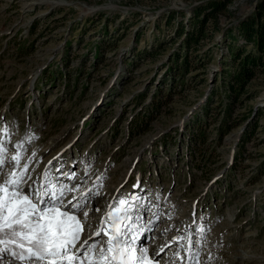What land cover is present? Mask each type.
Listing matches in <instances>:
<instances>
[{
    "label": "rangeland",
    "instance_id": "1",
    "mask_svg": "<svg viewBox=\"0 0 264 264\" xmlns=\"http://www.w3.org/2000/svg\"><path fill=\"white\" fill-rule=\"evenodd\" d=\"M210 1L227 3L189 43ZM261 2L0 0L6 165L20 155L37 189L45 172L77 184L65 203L87 197L88 224L115 193L146 188L138 208L154 226L188 218L203 264H264V73L234 100L227 79L229 47L245 46L237 29Z\"/></svg>",
    "mask_w": 264,
    "mask_h": 264
},
{
    "label": "snow or ice",
    "instance_id": "2",
    "mask_svg": "<svg viewBox=\"0 0 264 264\" xmlns=\"http://www.w3.org/2000/svg\"><path fill=\"white\" fill-rule=\"evenodd\" d=\"M6 151L0 143V253L11 255L20 264H158V252L149 255L147 246H136L137 221L143 218L128 200L119 199L115 208L126 222L116 225L110 210L90 233L93 226L88 224L87 197L81 200L72 196L65 203V198L78 190L77 184L69 187L59 178L53 183L45 172L37 189L35 182L27 184L31 179L27 176L28 164L21 165L20 155H12L6 165ZM68 179L74 177L69 175ZM96 211L99 207L93 209ZM180 239L183 237L177 242ZM189 245V259L195 261L198 254L192 250L191 239ZM176 255L179 257V253Z\"/></svg>",
    "mask_w": 264,
    "mask_h": 264
},
{
    "label": "trees",
    "instance_id": "3",
    "mask_svg": "<svg viewBox=\"0 0 264 264\" xmlns=\"http://www.w3.org/2000/svg\"><path fill=\"white\" fill-rule=\"evenodd\" d=\"M226 3L210 1L208 7L196 12L195 32L189 43L198 41V36L201 35L205 24L209 20L216 21L218 13L225 9ZM237 30L245 46H249L250 49L244 50L243 44L235 50L229 47L232 70L227 73V79L229 91L233 93L231 95L233 100L258 73H264V2L258 4L255 14L242 22Z\"/></svg>",
    "mask_w": 264,
    "mask_h": 264
},
{
    "label": "bare ground",
    "instance_id": "4",
    "mask_svg": "<svg viewBox=\"0 0 264 264\" xmlns=\"http://www.w3.org/2000/svg\"><path fill=\"white\" fill-rule=\"evenodd\" d=\"M100 216V215H99ZM142 237V236H141Z\"/></svg>",
    "mask_w": 264,
    "mask_h": 264
}]
</instances>
